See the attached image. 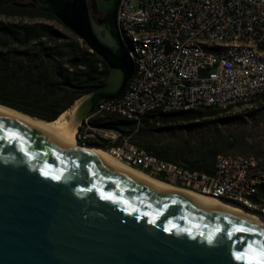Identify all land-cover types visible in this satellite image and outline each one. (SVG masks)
Wrapping results in <instances>:
<instances>
[{
    "label": "water",
    "instance_id": "95a60500",
    "mask_svg": "<svg viewBox=\"0 0 264 264\" xmlns=\"http://www.w3.org/2000/svg\"><path fill=\"white\" fill-rule=\"evenodd\" d=\"M33 2L13 5L52 14L107 65L106 83L78 100L80 126L103 100L120 98L135 73L117 28L120 0ZM256 249H264L258 221L155 186L67 133L0 113V264H246Z\"/></svg>",
    "mask_w": 264,
    "mask_h": 264
},
{
    "label": "built area",
    "instance_id": "2783aa9c",
    "mask_svg": "<svg viewBox=\"0 0 264 264\" xmlns=\"http://www.w3.org/2000/svg\"><path fill=\"white\" fill-rule=\"evenodd\" d=\"M116 23L119 35L126 37L135 29L179 34V42L139 39L140 55L127 48L132 61L141 63V74L130 79L134 88L121 96V103L111 101L108 107L122 108L119 117L136 126L148 113L221 110L264 93V0H120ZM207 32L249 37L259 42L261 52L224 46V53H217L216 44H183V37ZM76 138L104 145L113 156L152 177L202 196L239 201L247 211L264 214V196L251 197V185L264 175L241 177L243 166L261 164L255 156L221 153L212 171L205 173L162 160L120 131L91 121L81 122Z\"/></svg>",
    "mask_w": 264,
    "mask_h": 264
},
{
    "label": "trees",
    "instance_id": "16d2710c",
    "mask_svg": "<svg viewBox=\"0 0 264 264\" xmlns=\"http://www.w3.org/2000/svg\"><path fill=\"white\" fill-rule=\"evenodd\" d=\"M12 3L11 0L0 3V16L57 21L50 13L16 7ZM108 74L104 61L71 32L63 33L45 22H7L0 19L1 105L30 117L52 122L78 100L103 86ZM244 104H259L264 108V95L250 97L245 102H237L234 106L221 110L200 108L177 113L152 112L143 117L139 126L117 115L92 117L88 124L91 121L93 125L117 130L124 135L134 133V143L150 154L181 164L189 170L210 173L216 156L235 150L238 140L211 136L192 146L157 147L139 141L137 135L153 134L160 128L184 129L205 118L213 121V118L223 112ZM259 111L256 107L248 109L242 118L254 119ZM217 120L223 125L228 123V119ZM89 145L107 151L102 144ZM156 178L166 182L161 177ZM260 192L264 193V188ZM258 195L263 196L260 193Z\"/></svg>",
    "mask_w": 264,
    "mask_h": 264
},
{
    "label": "bare ground",
    "instance_id": "6f19581e",
    "mask_svg": "<svg viewBox=\"0 0 264 264\" xmlns=\"http://www.w3.org/2000/svg\"><path fill=\"white\" fill-rule=\"evenodd\" d=\"M122 42L125 46L130 50V53L133 55H140L141 42L140 40H148V39H157L164 40L168 42H179V34L171 33V30H155V29H135L132 30V34L120 35ZM138 38V39H137ZM190 42H195L197 45H212L216 44V52L224 53V46H233V47H242V49L252 52H261V45L259 42L246 37V36H238L235 37L233 35H219L218 32H207L203 34H190V37H183V44H190ZM135 65V73L131 78H138L141 74V63H134ZM130 88H134V80H129L127 87L123 94H127ZM260 95H264L260 94ZM255 95V96H260ZM113 101V103H121V97L118 99H107L103 100L99 103L94 110V112L83 119L82 125H89L88 120L92 117H103L106 115H117L122 116V108H114L108 107L109 104ZM81 105V101H77L70 109L61 114L55 121H41L40 119L30 117L23 113L17 112L14 109L6 107L0 104V113L8 114L15 116L26 122H35L41 123L53 129L58 134L67 133L73 140V143L76 147H79L86 151L93 157H102L105 158L125 171L142 178L143 180L168 190H172L176 193L188 196L190 198H195L203 201L214 202L218 205L223 206L227 210L233 211L240 216H244L253 220L258 221L260 224L264 225V214H256L253 211H247L243 204H240L239 201H230L229 198H212L207 196L199 195L193 191L188 189L161 181L155 177H152L138 169L132 168L126 163L122 162L115 156H113L109 151L98 148L96 146H91L85 143H80L77 141L76 135L79 126L74 125V116ZM106 107V108H102ZM102 108V109H101ZM252 175H264V166L262 164H248L243 166L241 169V177H248ZM260 186H264V179L260 180V183L255 185H251V197H257L258 188Z\"/></svg>",
    "mask_w": 264,
    "mask_h": 264
},
{
    "label": "rangeland",
    "instance_id": "374dc122",
    "mask_svg": "<svg viewBox=\"0 0 264 264\" xmlns=\"http://www.w3.org/2000/svg\"><path fill=\"white\" fill-rule=\"evenodd\" d=\"M14 3H34L33 0H11ZM0 19L7 22H45L53 25L63 33L70 31L65 28L58 20H48L45 18L28 19L24 17H5ZM259 108L260 111L256 118H242L243 113L251 108ZM238 118H229L238 116ZM226 117V118H225ZM218 118L228 119L227 124H220ZM209 120L203 119L200 123L186 128H160L153 134H138L139 141L149 145L162 147L165 145L192 146L206 140L208 137L217 136L220 138H232L239 143L235 150L228 153L252 155L257 157L264 166V108L259 104H244L235 106L227 112H223L218 117ZM223 123V122H222ZM124 135V134H123ZM134 143V133L125 135ZM135 144V143H134Z\"/></svg>",
    "mask_w": 264,
    "mask_h": 264
},
{
    "label": "snow or ice",
    "instance_id": "6c2138e0",
    "mask_svg": "<svg viewBox=\"0 0 264 264\" xmlns=\"http://www.w3.org/2000/svg\"><path fill=\"white\" fill-rule=\"evenodd\" d=\"M255 252L258 258L248 259L246 264H264V249H256Z\"/></svg>",
    "mask_w": 264,
    "mask_h": 264
},
{
    "label": "flooded vegetation",
    "instance_id": "af4514ba",
    "mask_svg": "<svg viewBox=\"0 0 264 264\" xmlns=\"http://www.w3.org/2000/svg\"><path fill=\"white\" fill-rule=\"evenodd\" d=\"M32 1V0H31ZM96 20L100 21V20H103L104 19V16H102L100 13H96L94 14Z\"/></svg>",
    "mask_w": 264,
    "mask_h": 264
},
{
    "label": "crops",
    "instance_id": "0c3cea01",
    "mask_svg": "<svg viewBox=\"0 0 264 264\" xmlns=\"http://www.w3.org/2000/svg\"><path fill=\"white\" fill-rule=\"evenodd\" d=\"M94 120H95V119H94ZM263 188H264V186H260V187L258 188V193L263 194V196H264V193H261V192H260V190L263 189ZM258 193H257V197L259 196Z\"/></svg>",
    "mask_w": 264,
    "mask_h": 264
}]
</instances>
